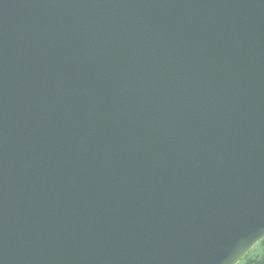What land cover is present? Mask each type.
<instances>
[{"label": "water", "instance_id": "obj_1", "mask_svg": "<svg viewBox=\"0 0 264 264\" xmlns=\"http://www.w3.org/2000/svg\"><path fill=\"white\" fill-rule=\"evenodd\" d=\"M263 239L264 0H0V264Z\"/></svg>", "mask_w": 264, "mask_h": 264}, {"label": "trees", "instance_id": "obj_2", "mask_svg": "<svg viewBox=\"0 0 264 264\" xmlns=\"http://www.w3.org/2000/svg\"><path fill=\"white\" fill-rule=\"evenodd\" d=\"M261 242H264V239L259 243ZM262 252L263 254L261 256L258 254L250 255V253H248L239 263L243 261V264H264V249Z\"/></svg>", "mask_w": 264, "mask_h": 264}, {"label": "rangeland", "instance_id": "obj_3", "mask_svg": "<svg viewBox=\"0 0 264 264\" xmlns=\"http://www.w3.org/2000/svg\"><path fill=\"white\" fill-rule=\"evenodd\" d=\"M263 249H264V242H261V243H258L257 245H255L254 248L249 253H250V255L258 254L261 256L263 254V252H262ZM242 262L239 264H243Z\"/></svg>", "mask_w": 264, "mask_h": 264}]
</instances>
